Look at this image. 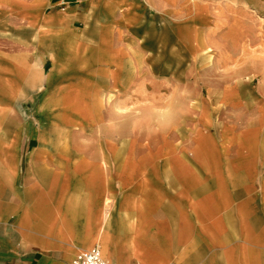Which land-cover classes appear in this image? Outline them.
<instances>
[{
  "label": "crops",
  "instance_id": "crops-1",
  "mask_svg": "<svg viewBox=\"0 0 264 264\" xmlns=\"http://www.w3.org/2000/svg\"><path fill=\"white\" fill-rule=\"evenodd\" d=\"M249 9L0 0V264H264Z\"/></svg>",
  "mask_w": 264,
  "mask_h": 264
},
{
  "label": "rangeland",
  "instance_id": "rangeland-1",
  "mask_svg": "<svg viewBox=\"0 0 264 264\" xmlns=\"http://www.w3.org/2000/svg\"><path fill=\"white\" fill-rule=\"evenodd\" d=\"M248 14L245 16V19L243 20V31L245 32L243 36V41L242 44L245 45L246 47V52L242 55L243 57V64H244V69H245V77L250 76V80L245 78V82H248L249 86L252 87V89L257 90L258 87L260 86L261 82L263 81V76H264V36L261 34H258L259 31H257V38L254 41H251L253 39L252 31L249 29H260L264 30V16L261 14H256L255 12L252 11V9L248 10ZM261 16V17H259ZM248 17V18H247ZM231 27V26H226V28ZM250 31L251 35H246L247 31ZM254 32V31H253ZM256 34V30L254 32ZM235 36V35H234ZM227 36L222 37V43H226ZM229 39V38H228ZM249 40L251 44L249 43ZM258 43H260L258 45ZM212 49H209L208 52H212ZM225 54V53H224ZM214 55V54H213ZM251 57L253 58V65L251 62ZM213 59V58H212ZM226 60V59H225ZM227 61V60H226ZM228 64L225 62L222 63V72H225L228 68ZM251 65L253 68H251ZM257 69V74H250V71Z\"/></svg>",
  "mask_w": 264,
  "mask_h": 264
},
{
  "label": "built area",
  "instance_id": "built-area-1",
  "mask_svg": "<svg viewBox=\"0 0 264 264\" xmlns=\"http://www.w3.org/2000/svg\"><path fill=\"white\" fill-rule=\"evenodd\" d=\"M72 264H110L104 259L101 249L97 246L80 252Z\"/></svg>",
  "mask_w": 264,
  "mask_h": 264
}]
</instances>
